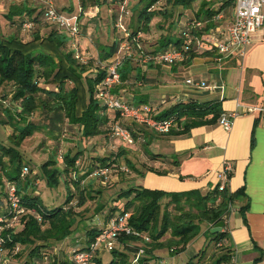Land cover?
I'll return each mask as SVG.
<instances>
[{"label": "trees", "instance_id": "1", "mask_svg": "<svg viewBox=\"0 0 264 264\" xmlns=\"http://www.w3.org/2000/svg\"><path fill=\"white\" fill-rule=\"evenodd\" d=\"M157 1L159 0H144L143 6L136 12V26L129 30L131 36L141 33L143 37V32L148 31L149 24L156 15L162 14L164 20H167L168 17L174 18V14L178 18L182 12H175L174 6H182L185 10L191 9L197 1H200L198 10L191 15H186L183 22L186 18L192 17L206 21L204 28L194 32L199 35L200 32L208 31L216 26L217 23L212 20L213 16L219 13L224 15L227 9L234 5L233 0L222 1L218 6H212V3L207 2L208 0H166L172 7L171 14L166 17L164 13L160 12V8L153 7ZM85 2L86 0H82V6H85ZM6 17L12 23H17L19 28H23L25 22H32V28L38 27L42 23L46 24L42 19L41 7L31 0H21L19 4L12 5ZM114 29L116 30V28ZM183 29L182 25L178 32L161 37L157 45H153L154 47L145 45V52L161 51L169 46L181 47ZM142 40L144 43V38ZM120 41L121 37L110 45H101L99 57L95 59L94 70L89 71L87 64L74 58V50L68 36L54 27H51L45 36L37 33L27 42L13 35L8 39L0 38V88H3L1 98L5 100L6 94H9L10 102L17 108H12L13 105L11 107L10 102L9 104L4 101L0 102V124H10L13 127L11 136L13 146L0 145V166L7 179L4 188L7 183L16 185L22 205L30 210L20 220L23 225L21 230L15 231V227H12L3 231V236L6 239L5 249L12 252L16 258L21 255L20 246H24L29 249L28 256L30 258H36L38 263L43 262L46 257L41 254V249L48 251V249H52L55 242L67 238L76 223L70 206L45 208L38 195L27 192L32 181L27 178V175L21 176L22 167L26 165H23L17 149L26 138L37 132L46 134L44 132L46 128L52 129L54 132L60 131L59 126L65 120L68 126H76L80 129L82 142L103 137L105 142L110 143L116 140L111 136V124L114 121H119L123 127L131 131L136 141L137 132L124 124V120L120 119L117 111L104 106L102 101L95 97V88L106 74V70L100 69L97 62H107L117 50ZM197 54L191 50L186 54L185 59L195 57ZM132 64L127 61L119 69L120 82L113 88L114 94L120 93L117 90L122 85L134 89L143 86L144 81H147L138 72L132 74L133 68L135 70L139 67L142 68ZM161 65L149 64L146 67ZM124 98L130 105H150L153 110L152 117L156 119L172 117L174 126L167 133L174 136H185L193 127L214 126L217 124L220 114L224 112L221 103L214 100L198 102L193 99L184 101L174 98L170 106L160 110L161 106L168 104L173 98L162 97L156 105L140 100L130 102L126 96ZM35 112H40V117L36 118L33 115ZM51 139L56 142L57 137L53 135ZM81 154L82 150H78L74 154L71 152L64 154L63 168L58 166L59 158L54 154L40 166L41 174L38 175L43 178L48 187H58L60 183H64L67 189L66 204L72 202L73 193L71 190L74 189L69 185V181H72L79 191L78 205L80 206L85 203V198H87L85 191L87 189L80 186L84 182L82 180L84 175L94 176L92 174L97 168H106L108 172L110 169L112 171L113 169L120 170V166L115 164L117 153L97 158V161L91 162L86 170L78 172L79 163L76 164V161L79 160ZM150 156L156 158L160 155L150 154ZM4 157L8 158V162L3 161ZM130 167L135 169L134 165ZM144 169L161 175L167 173V171H159L149 166H144ZM138 173L143 174L141 171ZM230 176L231 173L229 178ZM97 177L102 179L100 176H94L93 179ZM242 196H245L243 189L229 193L226 187L220 191L215 186L212 190L204 193L199 190L168 192L128 183L126 188H121L117 193V200L124 199L123 205L111 207L106 214H103L104 217L100 224H92L86 229V245L106 227L108 220L115 213L127 215V222L133 232L119 235V244L123 245L124 249L115 247L112 251L107 252L112 254L109 261L103 262L99 257L94 259L91 264H130L131 251L135 250L137 246L145 244H147V252L163 247L169 248L174 253L181 252L199 233L201 224L205 223L206 231L210 233V228L229 214V204ZM88 197L91 199L92 195L89 193ZM170 206L172 209H169ZM246 208L247 205L240 207L242 214ZM171 210L177 211L178 214H172ZM8 211L7 207L6 213L0 217H8ZM139 234L147 237L149 242ZM165 235L168 237L165 238ZM211 237L214 246L218 247L216 249L219 254L212 255L209 261H205L206 251L202 250L186 264H226L231 261L230 245L226 243L229 240L227 230H220L218 233L211 234ZM219 243L221 245H218ZM172 247H175L176 250ZM142 259H140V263ZM29 261L26 259V262ZM48 264L74 263L69 259V254H64L61 257L50 258Z\"/></svg>", "mask_w": 264, "mask_h": 264}, {"label": "crops", "instance_id": "2", "mask_svg": "<svg viewBox=\"0 0 264 264\" xmlns=\"http://www.w3.org/2000/svg\"><path fill=\"white\" fill-rule=\"evenodd\" d=\"M65 1L56 0L55 2L60 10L66 13L74 12V4L71 0H68L67 4H61ZM222 1L226 0H214L212 6H218ZM199 4L200 1L195 2L192 9L184 10L178 18L174 16L168 21L164 20L161 15H156L148 31L143 32L144 41H150L149 37L152 35L157 45L161 37L178 32L177 29L181 28V22L187 12L191 14L196 12L198 10L196 5ZM102 9L98 6V11ZM116 10L118 11V5L113 4L110 9L113 23L117 16ZM94 13L95 11H89L90 16ZM233 13V7L228 8L224 15L219 13L220 17L215 21L216 25L225 29L230 24ZM95 20L92 17L87 18L86 15L80 19L83 31L81 30V37L78 39V45L80 44L83 49L79 50L93 59L99 57L101 45L107 46L117 40L115 31L111 33L110 40L107 37L104 40L99 38L97 31L94 37L87 38L86 30L92 27ZM41 28L44 30V27ZM106 28L108 30V26ZM45 29L48 27L45 26ZM100 32L104 33L102 30ZM251 39V45L247 48L243 58L233 55L215 61L217 54L214 50L197 52L195 57H187L188 59L174 65L134 70L132 74L138 72L147 81H144L143 86L135 87L133 92L126 90L128 87L121 90L125 92L130 102L140 100L156 105L165 96L184 101L189 99L198 102L214 100L221 103L224 112L240 113L233 120L229 131L224 130L218 124L197 126L190 129L185 136H174L169 133L158 134L148 126L138 124L135 126L139 129L136 131L135 144L128 148L136 155L134 163L131 162L135 169L129 184L168 192L199 190L204 193L210 191L218 183L217 173L222 169L223 163L225 161L231 163V176L226 188L229 193L243 189L245 196L233 201L234 210L227 219L226 230L229 240L226 243L230 245L232 256L231 261L226 264H264V117L259 112H245L247 107L262 106L264 108V23L259 30L253 33ZM151 47L154 46L151 45ZM187 77L204 80L211 86V89L188 87L184 83ZM2 94L3 88H0V102L4 101L7 104V98L2 100ZM171 104L163 105L159 109ZM0 126L4 127L0 130V145L5 146L4 139L9 137L10 132V138L13 134L12 125L0 124ZM91 141L96 144L98 138H93ZM150 154L160 156L152 158ZM130 157H132L131 152L128 154L129 159ZM3 161L8 162V158L4 157ZM144 166L167 171V173L161 175L146 171ZM139 171L143 174H139ZM6 181L4 170L0 166V216L6 213L8 207L4 188ZM35 185H37L36 182L32 181L27 192L30 194L33 192L34 195L39 196L38 190L34 188ZM32 188H34L33 191ZM243 205H247V208L242 214L240 207ZM206 229L203 228L204 235L207 233ZM84 246H86L85 240L81 247ZM123 247L122 245L120 249H124ZM164 249H156L150 255L143 256L140 264H167V258L173 259L174 257L167 256ZM169 252L170 255L174 253L170 250ZM207 257L204 258L205 261H208Z\"/></svg>", "mask_w": 264, "mask_h": 264}, {"label": "built area", "instance_id": "3", "mask_svg": "<svg viewBox=\"0 0 264 264\" xmlns=\"http://www.w3.org/2000/svg\"><path fill=\"white\" fill-rule=\"evenodd\" d=\"M41 7V15L43 21L50 27H54L66 34L70 40L71 47L74 50V58L84 63L85 58L78 51V35L79 21L78 15L71 12L66 13L60 10L54 0H31ZM162 0H159L153 6L159 8ZM233 17L230 24L222 29L219 25L210 28L208 31L200 32L199 35L194 34L195 31L204 28L206 21H202L195 17L186 18L182 31L181 47L169 46L164 50L156 52H145V44L142 42V34L137 33L131 36L129 30L125 27L124 18L129 14L125 8V1L120 3L115 20V27L122 33L121 41L115 53L107 60V62L98 61L100 69L106 70V74L101 82L95 88V97L102 101V104L112 110L118 112L120 119L131 118L140 124L148 126L152 131L158 134L167 133L173 126V118L156 119L153 116V110L150 105L134 106L126 102L122 94H114L113 88L120 82L119 69L127 61L132 62L142 68L147 65H174L185 59L189 51L204 52L206 50H214L217 54L215 61H220L224 57L238 55L243 58L247 48L251 45V38L254 32L259 30L264 23V0H233ZM98 11V7L96 8ZM220 15H215L212 20L215 22ZM32 22H25L23 29H31ZM130 39V40H129ZM142 40V41H141ZM144 44V45H143ZM96 71V70H95ZM184 83L191 88L211 89L204 80L194 77H187ZM245 112H259L264 117V108L262 106L247 107ZM239 112H222L218 118L217 124L224 130L229 131L232 127L233 120L239 115ZM111 136L123 142L125 145H133L135 139L131 131L123 127L119 121H114L110 127ZM79 160L76 161V164ZM122 171L127 172V166H120ZM231 163L225 161L222 169L217 173V188L223 190L229 180L231 173ZM29 168L23 166L21 176H26ZM108 170L106 168H97L92 175L106 178ZM6 199L8 206V217H0V264H6L4 251L6 239L3 231L6 228L15 227L24 215L30 212L21 203L20 194L16 185L7 183L5 187ZM234 210L232 203L229 204V214ZM222 220L226 229L228 216ZM131 227L127 222V215L115 213L108 220L106 227L90 242L85 248L73 249L69 254V259L74 264H91L94 259L99 258L105 252L112 251L119 244L120 234H130ZM145 241H149L147 237L139 234ZM218 245H221L219 243ZM171 251V250H170ZM135 253L132 254L130 264H140V259L145 254L143 245L137 246Z\"/></svg>", "mask_w": 264, "mask_h": 264}, {"label": "rangeland", "instance_id": "4", "mask_svg": "<svg viewBox=\"0 0 264 264\" xmlns=\"http://www.w3.org/2000/svg\"><path fill=\"white\" fill-rule=\"evenodd\" d=\"M121 1L126 2L125 8L126 10L129 11V14L126 16V18H124L125 27L128 28V30H132L133 28H135L137 23L136 12H138V10L143 6L144 0H98V2L97 0H86L85 6H82V0H71V3L74 4L73 13L78 15V21H79L78 24H79L80 33L77 39L81 37L80 34L82 33L80 19L82 17L84 18L85 15L87 16V18L92 17L93 19H96L93 25H91L92 27H89V29L86 30V33L88 35L87 38L94 37V33L97 31L99 38H102L104 40L106 39L105 37H107V39L110 40L112 36L111 33L115 31L117 34V40L120 39L122 33L115 27V22L113 23V19L111 18L110 9H112L113 4L118 5L119 8V5H121L120 4ZM20 2L21 0H0V38L8 39L13 35L18 39L27 42L32 38H34V36L37 33L38 35L45 36V34L51 29L49 25L40 24V26L38 27L34 26V28L32 29L26 30L23 29L22 27L19 28L17 23H12L10 20L7 19L6 15L9 12L10 7L12 5H17ZM67 2L68 0L62 2L61 4H67ZM207 2L213 3L214 0H210ZM98 6L102 7L103 9L101 11H96V8ZM199 6L200 4L196 5V8H198ZM158 7L161 9L160 12L164 13L166 17H168L169 14H171L172 12V7L169 5V3L166 2V0H162L161 4ZM173 10L175 12L178 11L182 12L185 10V8L182 6H174ZM89 11H95V13L92 16H90ZM116 12L118 11L116 10ZM106 14H109V16H106ZM190 14L191 12H187V15ZM174 16H176V14H174ZM162 18L164 17L162 16ZM168 19L171 18L170 17L167 18L166 21H168ZM45 26H47L48 29H45ZM107 26H108V30L106 28ZM41 27H44V30H42ZM110 27L113 28L111 29ZM114 28H116V30ZM101 30L104 33L100 32ZM178 30L179 28L177 29V31ZM156 32H158V30ZM153 38L154 36L151 35V37H149L150 41L145 40L144 44L146 46L149 45V47H151V45L152 46L155 45L154 43L155 39ZM103 42L107 43L105 41ZM80 48L82 49V46L79 44L78 51L86 60L84 64L88 65L89 71L90 70L93 71L95 67L94 64H96L95 59H93V57H91L90 55L87 56L85 53L80 51L79 50ZM133 70H135V68H133L132 71ZM84 85L86 86L85 83ZM124 87H125L124 85L120 86V88L117 91L120 92L119 94H123L125 97V92L121 91L122 88ZM126 90H129V92H133V89H131L130 86ZM85 95L87 96L86 87H85ZM6 98H7V103L9 104L10 102L9 94H6ZM172 101H174V98L169 103H172ZM10 103H11V107L13 105L12 108H16V106L12 102ZM33 115L36 116V118H38L40 117V112H35V114ZM124 122H125L124 124H126L134 131H139V129H137L135 126L140 123L136 122L135 120L131 118H127L124 119ZM1 128L4 127L0 126V130ZM59 128L60 131H55V132L52 129H48V128L44 129V132L47 135L37 132L33 136L26 138L17 149L20 153V158L23 162V165H26L29 168V173L27 174V178L30 181L36 182L37 184L34 186V188L38 190L39 197L42 200L43 206H45V208H53L56 206H64V207L70 206L72 213L75 216L76 223L73 225L72 227L73 230L67 238H65L62 241L55 242L52 249H48V251L45 249H41V254L44 257H46V259H44L43 262L38 263L39 261L36 260V258H30L28 256L29 249L24 246H20L21 255L19 258H16L14 254H12V252L8 251V249H5L4 256H5L6 264H48L50 258L53 259L56 257H61L64 254L65 255L70 254L72 249L81 248V246L84 243V240L86 241L87 239L86 229L91 224H94L98 221L99 223L102 222V219L104 217L103 214H106L111 207L116 205L118 206L123 205L124 199L117 200V193L121 188H126L128 183L133 178L132 177L133 169L130 167L131 166L130 164L131 162L134 163L136 155L132 150H128V148L131 145H129L128 147L123 142H120L118 140L107 143L105 142L103 137L98 138V142H96V144L93 141L82 142L83 140L81 139L80 129L76 126L75 127L68 126V123L65 120L64 123L60 124ZM12 131H13V127H12ZM10 134L11 132L9 133V137L5 138L3 142L6 147L13 146L12 139L10 138ZM53 135L57 137L56 142H54L51 139ZM78 150H82V154L79 157L78 172L86 170L88 168L87 166H90L91 162L97 161V158L108 157L112 154H117V153L118 156L116 157L117 161H115V164L117 166H124V167L127 166L128 168L127 172L125 171L123 172L121 169L120 170L113 169V171L110 169L106 178H102V179L99 177L93 179L94 176L84 175L82 177L83 178L82 180L84 182L80 186L87 189L85 190L87 192L86 195L87 198H85L86 200L85 203L80 206L78 205L79 191L78 189H76V186L72 183V181H69V185L73 186L74 188L73 190H71L73 193L71 199L72 202L66 204L65 199L67 195V189L64 183H60L58 187L51 188L48 187L45 181L43 180V178H41L38 175L41 174V168H40L41 164L45 160L50 159L51 155L54 154L59 158L58 166L60 168H63L64 163L62 158L64 154H66L67 152H71L74 154ZM130 152L132 154V157H130L129 159L128 154ZM89 193L92 195L91 199L88 197ZM232 206L234 207L233 203ZM169 209H172V206H170ZM171 213L178 214L177 211H173V210H171ZM96 214L97 216H95ZM22 227L23 225L21 224V222H19L15 226V231L21 230ZM206 227L207 225L205 223L201 224V229L199 233L189 242L187 248L184 249L180 254L173 253L170 255L169 254L170 249L167 247H163L165 248L164 252L167 253V256L174 257L173 259L167 258V264H186L190 259L194 258V256H196L202 250L206 251L205 256H208L207 257L208 261L212 258V255L216 256L217 254H219V251H217L218 247L214 246V243L211 239L212 238L211 234L210 233H206L205 235L203 234V228ZM166 237H168V235H165V238ZM116 247L120 248V244H117ZM143 247L145 249L144 256L150 255V253L154 251V250H150L147 252L146 251L147 244L143 245ZM163 248H159V249H163ZM172 249L176 250L175 247H172ZM134 251L135 250L131 251V254H134L135 253ZM111 256H112L111 253L105 252L104 254H102L101 259L103 262H107L109 261ZM26 259L30 261L26 262ZM142 261L143 259L141 260V263ZM168 261H172V262H168Z\"/></svg>", "mask_w": 264, "mask_h": 264}, {"label": "water", "instance_id": "5", "mask_svg": "<svg viewBox=\"0 0 264 264\" xmlns=\"http://www.w3.org/2000/svg\"><path fill=\"white\" fill-rule=\"evenodd\" d=\"M224 227V222L222 220L218 221L215 223L211 228H210V233L215 234L218 233L222 228Z\"/></svg>", "mask_w": 264, "mask_h": 264}]
</instances>
